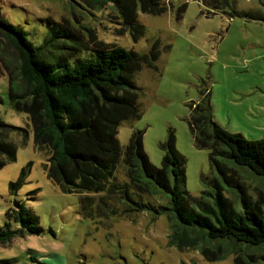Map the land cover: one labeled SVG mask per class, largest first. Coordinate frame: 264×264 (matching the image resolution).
Here are the masks:
<instances>
[{
  "label": "rangeland",
  "instance_id": "374dc122",
  "mask_svg": "<svg viewBox=\"0 0 264 264\" xmlns=\"http://www.w3.org/2000/svg\"><path fill=\"white\" fill-rule=\"evenodd\" d=\"M161 4L166 7L163 13L144 11L138 5L137 21L144 28L138 38L131 23L110 3L99 9L84 0H0V18L22 25L37 45L44 42L50 26L59 25L76 40L77 49H67L73 56L114 45L150 54L158 42L156 63H145L134 74L141 91V115L121 123V144L127 145L134 131H144L145 151L154 165L162 166L161 143L173 129L176 148L186 160L187 193L212 199L207 192L218 184L234 206L240 208L245 195L264 208V179L225 160L232 181L227 182L211 164L210 151L196 146L188 123L190 105L208 88L218 124L248 139H264V0H161ZM19 66L18 51L0 33L1 117L29 130L25 145L22 136L13 137L19 146L16 160L0 168V225L7 210L16 208L20 200L35 211L44 230L0 244V264H264L259 260L264 244L223 248L201 240L180 248L171 239L172 212L153 213L140 204L143 200L169 205L170 193L162 187L154 193L149 192L152 188L143 187L142 192L134 188L123 159L115 175L138 202L131 209L124 201V189L117 191L112 184L100 193L64 192L48 177L46 157L35 148L29 113L10 101V87L26 89ZM28 164L25 183L13 194L9 183ZM83 202L88 204L85 208Z\"/></svg>",
  "mask_w": 264,
  "mask_h": 264
},
{
  "label": "trees",
  "instance_id": "16d2710c",
  "mask_svg": "<svg viewBox=\"0 0 264 264\" xmlns=\"http://www.w3.org/2000/svg\"><path fill=\"white\" fill-rule=\"evenodd\" d=\"M84 1L99 9L110 3L131 23L136 38L144 34L143 25L137 21L138 5L152 13L166 11L161 0ZM50 28L44 42L37 45L22 25L0 18V33L19 53L20 78L26 88L16 91L10 87V101L18 110L29 113L35 148L46 157L44 165L50 180L64 192L100 193L108 191L112 184L117 191L118 187L121 192L124 189V201L131 209L138 202L129 186L119 182L115 175L123 159L134 188L142 192L143 187H148L154 193L162 187L170 193L169 205L155 206L143 200L140 204L153 213L172 212L175 227L171 239L180 248L197 245L201 240L217 242L220 247L262 246L264 208L249 202L245 195L241 196L240 208L234 206L218 184L217 189L207 192L212 199L187 193L183 187L186 160L176 148L173 129H169L168 139L161 143L165 150L162 166L154 165L145 151L144 131H134L129 143L121 144V123L141 115V91L134 74L143 64L156 63L158 42L150 54L114 45L110 49H91L86 56H73L75 53L68 54L67 49H77L76 40L59 25ZM3 102L0 95V104ZM190 108L188 123L195 144L210 151L211 164L227 182H232L226 174L228 160L264 179V139H248L218 124L208 88ZM17 135L22 136L21 144L25 145L29 130L7 123L0 112V168L16 160L19 146L13 137ZM30 166L22 169L18 179L10 181L13 194L25 183ZM88 198L83 200L89 204ZM88 204L83 202L84 208ZM15 206L7 210L6 220L0 225V244L44 230L39 216L24 201H16ZM32 259L38 260L34 255ZM259 260L264 262V255Z\"/></svg>",
  "mask_w": 264,
  "mask_h": 264
}]
</instances>
